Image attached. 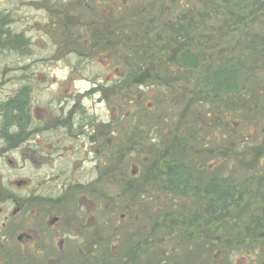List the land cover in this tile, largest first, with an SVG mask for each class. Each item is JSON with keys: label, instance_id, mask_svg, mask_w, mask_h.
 Listing matches in <instances>:
<instances>
[{"label": "rangeland", "instance_id": "obj_1", "mask_svg": "<svg viewBox=\"0 0 264 264\" xmlns=\"http://www.w3.org/2000/svg\"><path fill=\"white\" fill-rule=\"evenodd\" d=\"M130 2L0 0V102L22 93L39 126L51 127L57 121L72 126L74 134L68 139H54L49 130L34 135V141L42 147L48 141L80 142L86 162L77 179L89 187L102 174L98 185L107 191L101 198L88 194L81 201L87 210L86 233L99 226L102 238L87 236L84 244H66L61 252L58 245L39 244L35 264H207L212 256L217 264H264V227L256 228L264 221V50L246 40L247 32L248 39L258 32L253 27L264 26V0H216L217 5L215 0L154 1L156 11L167 10L166 20L192 8L197 30L187 37L200 59L194 69L175 61L178 45L169 31H161L172 29L171 23H150L147 32L134 31ZM232 3L245 7L235 10ZM255 14L258 19L253 21ZM240 17L246 19L239 22ZM100 26L109 34L96 30ZM226 64H233L240 77L235 94L225 96L233 101H224V95L204 80L209 71ZM256 91L261 92L257 100L262 109L252 111L249 119L246 111L254 106L243 107L238 97L254 99ZM181 147L186 156L179 155V161L193 170L192 185L205 189L218 171L219 179L226 176L235 187L234 198L243 193L246 209L233 206L215 214L219 204L205 192L196 197L189 187L160 184L162 169ZM215 147L246 150L241 157L248 169L251 162L261 164L251 167L252 172L247 167L242 171L232 152L226 157L222 150L214 152ZM112 151L115 157L109 159ZM96 155L99 159L94 161ZM62 161L64 168L70 167L69 161ZM147 167L157 172L158 184L140 195L124 182L138 180ZM58 171L57 160L24 164L22 186L37 184L56 195ZM250 175L254 180L249 181ZM209 188L213 190L212 184ZM77 203L68 205L73 210ZM166 223L173 228L169 235ZM143 240L139 253L136 247ZM207 244L214 255L208 254ZM12 252L18 264L23 257ZM23 252L27 257L21 264H31L36 257L26 247Z\"/></svg>", "mask_w": 264, "mask_h": 264}, {"label": "flooded vegetation", "instance_id": "obj_2", "mask_svg": "<svg viewBox=\"0 0 264 264\" xmlns=\"http://www.w3.org/2000/svg\"><path fill=\"white\" fill-rule=\"evenodd\" d=\"M28 103L22 93H17L0 102V264H8V261H12V251L23 257L18 260V264L25 262L24 258L27 257L23 252L25 247L31 251L32 256L36 257L39 244L58 245V251L61 252L66 244H84L87 236H89L88 239L93 237L94 241L102 238L99 226L93 230L92 234L86 233L87 210L81 204V201L89 196L88 194L101 198L104 191L107 192L103 185H98L102 174L89 187L77 179L76 174H82L80 167L82 166L81 169L84 171L83 164L86 162V150H83V146L80 147V142L49 143L50 141H43L48 143L45 147H42L39 142L35 143L34 135L50 133L49 130H53L51 133L54 134V139L59 135H64V139H68V135L74 134L72 133L73 127L62 125L58 123L59 121L56 122L58 125L51 127L39 126L30 115ZM99 151V148L94 149V153H99ZM99 156L101 158L102 154ZM114 157L115 153L112 151L108 158ZM97 159L99 157L96 155L93 160ZM50 160L59 162L56 180H60V185L56 195H49L48 191L40 190L37 184L31 185L30 189L28 186L24 188L22 185L26 180L22 177L23 165L38 166ZM62 160L69 161L70 167L64 168ZM146 170L138 180L124 182L133 185L140 195L144 188L149 190L158 182L166 186L165 176L157 182L146 175ZM64 175L66 178H63ZM213 182L212 175L207 182L210 183L207 187L208 191L211 184L213 186ZM202 191L200 192L203 194ZM24 192L25 198H23ZM73 201L78 203L71 210L72 206L68 204ZM69 233H72L71 236ZM144 240L136 247L139 253ZM37 258L31 259V264L37 263ZM9 264L14 263L12 261Z\"/></svg>", "mask_w": 264, "mask_h": 264}, {"label": "trees", "instance_id": "obj_3", "mask_svg": "<svg viewBox=\"0 0 264 264\" xmlns=\"http://www.w3.org/2000/svg\"><path fill=\"white\" fill-rule=\"evenodd\" d=\"M94 2H99L102 0H91ZM154 1H158V0H131L130 5L131 8L129 9L131 14L133 15V21L136 22L134 24L135 28L134 31L136 33L138 32H142L145 33L147 32V30H149V28L147 27V24L149 25L150 23H158V24H164L163 27L167 26L169 23H171V28L172 29H168V30H161V31H169V34H171V38L174 39V41L177 43L178 45V49L176 52V57L174 58L175 61L186 67V68H197L200 64V59L197 56V53L193 50V48L190 46L189 44V40L187 37V34L189 32H192V34L194 33L193 31L196 30L193 28V21H192V8L190 7L191 10L187 9H183L182 11L176 13L174 20L172 19H168L166 20V12L167 10L164 8H159V11H156V3ZM222 1H229V0H222ZM215 3L217 5V2L215 0ZM233 6L235 7V10H240L242 7H245V4L240 3V4H235L232 3ZM96 5V4H95ZM129 6V4H127ZM162 4L159 5V7ZM121 6V4H120ZM220 6V5H218ZM262 7H264V3L262 5ZM261 6H257V9H261ZM129 8V7H128ZM155 8V9H154ZM188 10V11H187ZM195 11V10H194ZM103 17V16H102ZM95 18V17H92ZM246 17H240L239 22H242L243 20H245ZM258 19L257 14L254 15V17L252 18L253 21H256ZM147 20V21H146ZM70 20L68 19V22ZM264 23V22H263ZM67 25H64V29H66ZM151 26V25H149ZM100 29H96L99 30V32H101V34H104V32L108 35L109 31L106 29V27L104 26H100ZM98 28V27H97ZM227 29H230L231 26L226 27ZM253 29H255L254 37H250L249 39L247 38V34H249V32L246 33V40L248 43H250L253 47L256 48V45L258 44L259 46L261 45L263 50H264V26L262 29H260L259 27H253ZM159 31V32H161ZM96 35L100 37V34H98V32H96ZM113 39L110 41L112 42ZM22 42H20L21 44ZM106 43H109L106 41ZM250 46V47H252ZM17 47V46H16ZM263 57H264V51H262ZM127 56L128 53H127ZM173 58V55H172ZM129 60V58H128ZM226 67H219L216 68L212 71H209V73L204 77V80L209 84L210 87L213 88V90H215L217 92V94L221 95L223 94L224 97V101H233V98L231 96H229V98L226 99V95H229L228 93L231 94H235L233 89H236L238 87V85L236 84L237 79H240L239 77V73L236 67H233V64H226ZM132 76V75H131ZM206 83V84H207ZM236 86V87H235ZM210 88V89H212ZM241 94V93H239ZM261 92L260 91H256L254 95H256V97L253 99L251 97V99H243L240 95V97H238V100L241 102V100L243 101V107L247 108L248 106H254L253 110L251 107H249V109L246 111L247 116L249 119H251V115L250 113H252V111H259L260 109H262V107L260 106L261 104H259V100H257L259 97L257 95H260ZM264 96V93L262 94ZM249 100H251V103L249 102ZM255 117H259V116H255ZM264 117V116H263ZM253 119V118H252ZM175 140H178V136L175 137ZM234 146V143H232ZM239 145V143H237ZM235 144V146L237 145ZM170 147V146H169ZM168 147V148H169ZM224 152L222 153L223 156H228L229 152L236 157L235 159L237 160L238 165H242V171L247 170L249 172L251 171V167H253L256 164H261L260 161L257 163H250L249 169L248 166L246 164V159L243 156V153H246V150L240 152V153H235L232 151V149L230 147H226V149H222L219 147H215L214 148V152L215 151H221ZM225 152H228L227 154H225ZM177 157L174 158L175 160H172L171 162L166 163V165L164 166V168L161 171V175L166 176L167 180L166 183L168 182L167 186L168 187H179L183 185V188L185 187H189V193L190 194H198L196 197L202 196V193L200 191L204 190L206 196L210 197L212 201H214L215 203L219 204V207L217 208V210H213V212L215 214H221L222 212L228 210L230 211V209L233 206L239 207L241 208V210H245L246 209V202L245 203H241V201L243 200V193L241 191L238 192V195L236 198H234V195L236 194V190L235 187L232 184H229L230 182H228V179L226 178V176H224V178L219 179L218 178V171L212 173L213 177H214V182H213V190L208 191V184L210 185V183H207L205 186V189H203L201 186L199 185H191L192 181L194 179V175H193V170L191 168H187L186 166H184V164L182 162L179 161V155H183L186 156V148L181 147L179 149H177ZM241 154L242 157H241ZM193 155V154H192ZM201 156V155H200ZM178 158V159H177ZM258 160V159H257ZM151 168V167H150ZM216 168V167H214ZM213 169V167H212ZM212 169H208L207 171H211ZM199 170V169H198ZM154 169L151 168V170H146V175L150 176L151 180L155 179L156 176H158L157 172H153ZM153 172V174H152ZM224 175V174H223ZM166 179V178H165ZM250 180H254V175H250ZM259 185H261L262 183L258 182ZM263 186H260V188H262ZM215 189H218L219 192L217 195L214 196H209L211 194L214 193ZM215 218V215H214ZM262 220H264V218H262ZM263 226L264 227V221L260 222L256 225L257 226ZM166 229H167V234L169 235V231H171L173 228L166 223L165 224ZM262 234V233H260ZM261 235H258V238ZM215 238L212 244L215 243ZM207 249H208V254L212 255L214 253V248H217V245L215 247L214 244V248L212 249L210 247V244L206 245ZM263 252H264V245L262 247ZM217 251V250H216ZM214 255V254H213ZM214 261L215 258L214 256H212L211 258H208V263L207 264H217V262L215 263ZM159 262V261H156ZM214 262V263H213ZM155 264V263H154Z\"/></svg>", "mask_w": 264, "mask_h": 264}]
</instances>
